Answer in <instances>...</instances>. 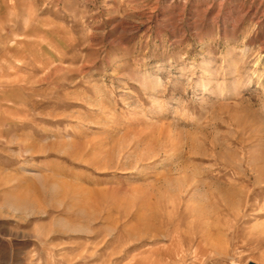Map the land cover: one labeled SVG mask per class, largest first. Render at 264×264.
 Masks as SVG:
<instances>
[{
  "label": "rangeland",
  "instance_id": "1",
  "mask_svg": "<svg viewBox=\"0 0 264 264\" xmlns=\"http://www.w3.org/2000/svg\"><path fill=\"white\" fill-rule=\"evenodd\" d=\"M0 264H264V0H0Z\"/></svg>",
  "mask_w": 264,
  "mask_h": 264
}]
</instances>
